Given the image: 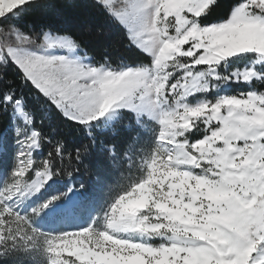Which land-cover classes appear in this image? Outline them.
I'll return each mask as SVG.
<instances>
[{"label": "snow or ice", "instance_id": "1", "mask_svg": "<svg viewBox=\"0 0 264 264\" xmlns=\"http://www.w3.org/2000/svg\"><path fill=\"white\" fill-rule=\"evenodd\" d=\"M0 264H264V0H0Z\"/></svg>", "mask_w": 264, "mask_h": 264}, {"label": "rangeland", "instance_id": "2", "mask_svg": "<svg viewBox=\"0 0 264 264\" xmlns=\"http://www.w3.org/2000/svg\"><path fill=\"white\" fill-rule=\"evenodd\" d=\"M67 212H68L70 215H72V216H77V215H79V218H80L81 220H83V219L86 217V213H85V214H80V213L78 212V210L72 208L71 205H69V206L67 207ZM43 227H44V230H45V231H52V232H55V231H56V229H55L54 227H52L50 224H44Z\"/></svg>", "mask_w": 264, "mask_h": 264}]
</instances>
